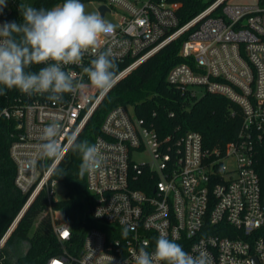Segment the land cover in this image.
Segmentation results:
<instances>
[{
    "label": "built area",
    "instance_id": "2783aa9c",
    "mask_svg": "<svg viewBox=\"0 0 264 264\" xmlns=\"http://www.w3.org/2000/svg\"><path fill=\"white\" fill-rule=\"evenodd\" d=\"M98 2L108 8L104 19L109 13L119 17L113 35L101 43V50L111 48L115 60L126 63L117 82L181 40L179 55L188 61L173 65L167 82L190 97H227L240 106L242 124L225 146L207 147L196 130L177 127L161 136L129 104L111 108L93 143L104 164L86 173L95 225L79 243L73 240L72 221L53 208L59 200L53 168L68 151L58 162H44L37 145L43 128L54 119L63 125L62 145L75 129L81 133L111 89L100 95L81 67L66 66L84 88L64 94L57 104L23 94L0 111L16 123L10 156L16 165L15 185L27 195L0 237V254L28 207L45 191V210L60 243L59 253L45 264H135L139 248L153 251L161 234L190 254L206 251L212 264H264V0L256 5L213 0L182 24L181 0ZM6 14L4 8L0 24ZM91 58L85 56L84 66ZM143 153L150 158L135 161ZM231 159L235 167L228 172L224 163Z\"/></svg>",
    "mask_w": 264,
    "mask_h": 264
},
{
    "label": "trees",
    "instance_id": "16d2710c",
    "mask_svg": "<svg viewBox=\"0 0 264 264\" xmlns=\"http://www.w3.org/2000/svg\"><path fill=\"white\" fill-rule=\"evenodd\" d=\"M181 1L178 17L182 24L204 10L213 0ZM21 2L36 8L51 9L64 0H7L5 22L22 21L19 12ZM180 48L181 40L168 44L120 79L106 94L78 139H87L93 144L96 136L101 134V124L107 112L117 105L128 104L161 136L179 127L180 131L200 132L207 147H222L234 139L242 124L240 106L215 93H206L200 98L190 97L167 82L170 68L188 61L179 55ZM116 63L118 72L126 65ZM39 67L33 66L31 70L36 71ZM20 95L23 94L17 89H5L4 94L0 95V111ZM17 132L14 121L0 116V237L27 199V195H23L15 185L16 165L10 156V146ZM80 163L79 154L68 151L59 163L61 171L53 174V178L65 187V197L55 201L53 208L72 221L73 240L79 243L86 230L95 225L91 214L94 196L87 188L86 174L83 177L79 175ZM46 207V192L40 191L8 239L4 252L0 254V264H45L50 256L59 253L60 243L53 231L50 214H46L34 226Z\"/></svg>",
    "mask_w": 264,
    "mask_h": 264
},
{
    "label": "clouds",
    "instance_id": "9594fccd",
    "mask_svg": "<svg viewBox=\"0 0 264 264\" xmlns=\"http://www.w3.org/2000/svg\"><path fill=\"white\" fill-rule=\"evenodd\" d=\"M7 0H0V14ZM20 23L6 21L0 24V95L5 89H17L28 96H40L53 104L62 102L66 93H75L85 87L77 74L66 71L69 65L79 66L92 88L106 94L117 83L118 65L111 48L101 50V43L111 37L116 25L98 12L86 11L81 0H64L51 9L36 8L21 2ZM90 55L88 66L84 58ZM33 66H41L31 70ZM63 125L59 120L47 124L37 145L40 161L58 162L66 151L79 154V175L100 170L104 157L98 147L87 139L79 140L77 128L61 144ZM61 171L59 165L53 172ZM129 229H124L127 235ZM135 264H212L206 251L190 254L174 239L161 234L149 252L140 247Z\"/></svg>",
    "mask_w": 264,
    "mask_h": 264
},
{
    "label": "rangeland",
    "instance_id": "374dc122",
    "mask_svg": "<svg viewBox=\"0 0 264 264\" xmlns=\"http://www.w3.org/2000/svg\"><path fill=\"white\" fill-rule=\"evenodd\" d=\"M205 2H210L211 0H203ZM260 0H227V2L231 3V4H250V5H256L259 3ZM81 2L85 5L86 7V11L88 12H98L99 13V2L98 0H81ZM100 14V13H99ZM119 17L117 15H113L111 13H109L106 17V20L111 22V23H116L117 19ZM150 158L149 154L148 153H143V154H137L135 156V161L137 162H141V161H144V160H148ZM224 166H225V169L228 170H231L235 167V163L234 161L231 159V160H227L225 161L224 163ZM56 187H55V198L58 200V199H63L65 196V187L63 185L62 182L58 181L56 183ZM48 213L47 210L43 211L38 219H36L35 221V227L38 225L39 221H41V219Z\"/></svg>",
    "mask_w": 264,
    "mask_h": 264
},
{
    "label": "water",
    "instance_id": "95a60500",
    "mask_svg": "<svg viewBox=\"0 0 264 264\" xmlns=\"http://www.w3.org/2000/svg\"><path fill=\"white\" fill-rule=\"evenodd\" d=\"M108 8H107V6H105V5H101L100 7H99V10L101 11V16L103 17L104 16V12L107 10Z\"/></svg>",
    "mask_w": 264,
    "mask_h": 264
},
{
    "label": "snow or ice",
    "instance_id": "6c2138e0",
    "mask_svg": "<svg viewBox=\"0 0 264 264\" xmlns=\"http://www.w3.org/2000/svg\"><path fill=\"white\" fill-rule=\"evenodd\" d=\"M64 235L67 236V233L65 232Z\"/></svg>",
    "mask_w": 264,
    "mask_h": 264
}]
</instances>
